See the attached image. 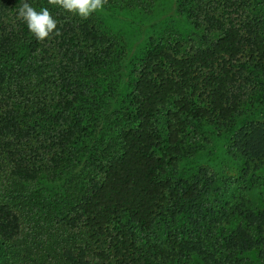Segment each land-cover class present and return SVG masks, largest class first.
<instances>
[{
  "label": "trees",
  "instance_id": "1",
  "mask_svg": "<svg viewBox=\"0 0 264 264\" xmlns=\"http://www.w3.org/2000/svg\"><path fill=\"white\" fill-rule=\"evenodd\" d=\"M22 2L0 0V264H264V199L182 172L215 137L264 189V0H175L194 34L150 38L113 110L121 44L27 0L60 32L37 41Z\"/></svg>",
  "mask_w": 264,
  "mask_h": 264
},
{
  "label": "rangeland",
  "instance_id": "2",
  "mask_svg": "<svg viewBox=\"0 0 264 264\" xmlns=\"http://www.w3.org/2000/svg\"><path fill=\"white\" fill-rule=\"evenodd\" d=\"M89 18L93 19L104 33L115 38L125 53L123 69L111 110L118 109L123 104L126 105L123 98L129 93L132 84V71L143 57L150 38L166 41L194 34L191 26L178 14L175 0H154L149 12L104 7L102 11L92 14ZM104 86L106 90L112 87L108 82ZM258 114L260 115L256 114L254 118L264 116V109ZM212 131V129H205L201 132L202 135L215 133ZM213 138V142H208L203 151L184 162L183 174L188 175L193 171L191 169L196 171L201 166L211 167L219 179V185L223 188L226 185L228 189H224L227 193L226 197L229 198L236 191L238 194L246 195L252 202L260 204L264 199V189L258 183L244 182L241 176L243 165L239 170V162L225 156L222 141ZM225 140L228 143L229 137L225 136ZM197 146L200 148L198 144ZM227 170L230 174L227 175L228 177L225 175ZM259 183L261 182L259 181Z\"/></svg>",
  "mask_w": 264,
  "mask_h": 264
},
{
  "label": "clouds",
  "instance_id": "3",
  "mask_svg": "<svg viewBox=\"0 0 264 264\" xmlns=\"http://www.w3.org/2000/svg\"><path fill=\"white\" fill-rule=\"evenodd\" d=\"M48 3L86 20L92 14L102 11L107 0H48ZM17 18L26 25L28 31L37 41L43 42L53 35H60L57 30V21L52 17L50 11L44 8L38 12L27 0L21 3Z\"/></svg>",
  "mask_w": 264,
  "mask_h": 264
}]
</instances>
